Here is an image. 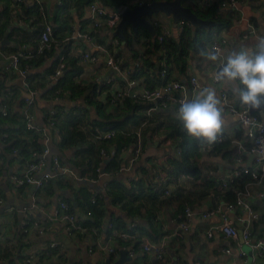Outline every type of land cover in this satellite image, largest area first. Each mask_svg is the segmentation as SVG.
<instances>
[{"label":"crops","instance_id":"0c3cea01","mask_svg":"<svg viewBox=\"0 0 264 264\" xmlns=\"http://www.w3.org/2000/svg\"><path fill=\"white\" fill-rule=\"evenodd\" d=\"M26 2V5H20L18 0H0V33L2 36L0 38L2 51L0 55V102L7 91L13 93L10 115L0 120V136L5 133L4 129H11L12 138L25 145L27 149L25 154L15 156L13 151L7 148V144L0 139V198L5 201L4 205L0 206V264H107L109 260L111 263H116L121 258V251L126 249L132 251L134 256L130 257L129 252L128 256L132 260L125 264H156L154 256L143 250V246L156 244L164 239L167 240L166 256L173 264H235V260L223 253L222 249H237L236 242L227 240L216 229L224 224L223 217L218 214L210 217L204 216L214 211L226 200L220 196H207L205 200L199 199L200 190L205 191L203 188L194 187L196 181L185 174L186 167L181 163L184 155L182 149L180 154L182 156L177 157L180 146L176 148L177 150L167 148L165 144L170 139L162 138L157 142H152L150 141L152 137H150L146 154L130 166L128 160L131 155L128 154L126 147L121 146L119 142L113 145H101L97 141L98 132L103 130L94 129V121L98 119V114L95 105L90 106L86 99L89 91L87 90L84 96L79 91L72 94L70 86L75 83L80 87L88 88L91 84H102L112 80L108 84V90L103 91L97 98L98 102L106 108H103L104 111L109 112L114 109H111L108 98L123 82L113 70L105 66L102 55L98 63L81 61V56L86 51L99 53L95 43L84 39L65 42V38L73 27L80 26L88 30L91 25L88 4L85 0H42L39 6L33 5L31 0H26ZM190 2L194 10L200 12L209 13L217 9L230 20L231 24L219 30V23L216 20L207 19L214 24L208 28H198L188 22L175 23L172 18L162 14L154 15L152 20H156L159 26L156 27L154 36L149 33L151 37L156 38L161 33L162 26H166L172 32L167 38V43L172 42L178 45L179 53H183L181 59L177 58V53H173L172 63L168 64L165 50H161L155 61L166 59L168 69L171 70L168 79L179 81L185 86L187 100L192 99L201 91V89L192 88L191 79L195 77L202 87L213 88L219 99L222 94H227L229 103L236 108H241L232 86L215 82L214 72L219 70V65L206 60L204 53L212 49L215 42L221 40H226V43L222 44V49L218 54L224 56L243 47H254L257 37L264 36V0H242L240 12L229 10L225 12L221 8L223 0H190ZM101 3L105 6L103 2ZM49 23L60 28L58 38L64 43L61 42L60 46L56 44L51 53L34 62V68L27 81L19 75L7 72L9 58L18 52L22 45L36 44L42 28ZM183 24L185 27L181 30ZM128 30L133 33L131 29ZM5 37H8V44L3 46ZM97 40L112 54L113 51L119 50L111 46L110 37L104 32L97 35ZM141 42L142 44H138L137 49L144 52L142 45L145 39L142 38ZM121 47L127 54L126 43H123ZM63 56L67 62L65 76L55 81L48 80L47 75L54 74L58 61ZM73 62L76 66H73ZM79 69L81 75L71 81L69 78L72 75L69 74L71 72L75 74V70ZM155 71L156 69H150L146 76L138 80L139 89L146 87L153 90L162 86L163 83L159 75L158 78L156 77ZM26 83L39 93L33 108L36 125L47 127L49 117L53 112L55 113V130L49 129L51 154L59 156L76 175L82 178L81 180L73 178L57 180L43 191H36L31 186L17 188L13 184L11 177L22 167L20 160L29 158L31 149H40L44 146L38 135L35 137L24 129L23 99L27 91ZM126 100L119 105L120 109L121 107L126 109V116L116 122L122 123L127 117L133 115L132 110L126 106ZM221 106L226 119L223 134L227 137L226 142L230 144L229 148L234 149V154L226 158L222 154L214 157L209 154L214 150H204V145L201 144L199 164L205 174L216 178L217 183L225 191L229 186H238L243 188H239L237 194L239 191L249 193L246 200L260 216V220L253 225L252 229L253 239L257 240L264 237V202L259 198L263 186L252 182L247 176H237V173L243 169L255 167L254 156L249 151L252 143L245 138V128L241 126L239 119L228 113L222 101ZM178 108L174 106L158 110L150 108L147 112L135 115H153L151 125L156 128L155 132L167 127V131L170 130L168 136L172 131L170 138L177 140L180 145L186 134L181 131V122L177 116ZM249 111L251 112V109ZM252 114L264 122V107L254 109ZM137 120L139 119L137 118L136 122L131 120L122 125L119 131L121 130L124 136L128 135V130L133 127L131 122L136 124ZM57 130L61 138L57 136ZM155 132H150L153 138H155ZM63 138L66 142H63ZM239 141L245 145L247 151L239 148L237 144ZM102 147L115 152L117 156L114 159V165L111 163L113 160L111 158L101 166ZM135 147L136 145L132 151ZM162 147L166 148L162 149ZM109 164L111 167L107 172L106 166ZM100 166L108 174L101 179V188L90 181V178L95 177L96 170ZM82 167L83 170H81ZM157 170L164 176L160 183L155 174ZM224 182L227 183L226 187L223 185ZM164 190V197L180 194L183 195L184 200L192 199L193 202L188 207L195 215L188 232L184 234L178 232L180 215L177 199L175 201L178 204H161L158 200L151 198V192L160 194ZM103 192H105V197L98 200L97 205H92V196L97 193L102 195ZM60 199L69 202L74 213L79 216L82 224L79 232L69 237L65 225L57 222L51 225L44 236L37 234L34 229L29 234L23 233L21 223L26 217L24 207H28L38 221L46 222L47 217L53 214L58 207ZM113 199H116L115 203ZM89 212H92L91 216L88 215ZM226 215L228 219H233L237 216L246 217L247 213L238 209L236 212H227ZM134 223L138 226L136 231L132 232L131 224ZM109 224H113L118 232L130 233L131 239L128 241L111 240ZM244 227L245 225H239L238 228L242 230ZM210 229H214L213 237L207 234ZM54 242L59 243V247L51 249L50 245ZM111 247L115 250L114 253H109L108 249ZM90 249L94 252L90 253ZM248 251L250 252L249 249ZM254 261L257 264H264V257L250 256L246 263L240 260L238 264H252Z\"/></svg>","mask_w":264,"mask_h":264},{"label":"built area","instance_id":"2783aa9c","mask_svg":"<svg viewBox=\"0 0 264 264\" xmlns=\"http://www.w3.org/2000/svg\"><path fill=\"white\" fill-rule=\"evenodd\" d=\"M19 4L26 5V0H18ZM151 0H133L131 4L119 7L117 9H109L102 5L99 0H93L88 5V12L91 17V25L88 30L85 28L73 27L69 31V35L65 38V42L76 39H84L91 43H95L96 48L99 53L94 54L86 51L81 56V61L85 63H98L101 59V55L104 58L105 66L110 68L115 72L120 79H122L123 84L115 89L110 97L108 98V103L110 107H118L125 99H131L134 101H140L147 104H154L155 106L151 110L158 109H168L170 106L179 107L184 101H187L186 88L179 81H174L168 79L169 69L166 59L160 60L158 75L162 81V86L157 89L150 90L149 88L143 87L139 89V82L137 79L132 78L134 71L132 68H124L119 59L115 57L107 48L102 45L97 40V35L104 32L108 37H110V44L114 48L122 49L123 44L121 40L115 36V33L123 19V13L126 9L132 7H139L146 3H151ZM33 5L39 6L42 0H31ZM242 0H223L221 3V8L226 12H240L242 7ZM153 26H159L156 20H151ZM185 23V21H183ZM182 23V22H181ZM185 25L181 26V30H184ZM171 30L162 26L161 33L157 36V40L160 44H164L167 38L171 36ZM64 41L58 38V32L55 25L49 23L45 24L39 34V40L36 44H24L20 47L18 52L9 58V64L6 67V71L13 75H19L21 78L27 81L30 76L31 71L34 68V62L37 59L43 58L51 53L54 46ZM226 40L217 41L212 45V49L219 53L222 49V44H225ZM124 50V49H122ZM0 55L2 51L0 49ZM67 69L66 58L63 56L59 59L58 64L55 68L53 75H47L48 80H57L65 76V71ZM112 80H108L103 83L106 87L110 84ZM216 83H219L215 80ZM192 88L202 89L197 78L191 79ZM26 96L23 99V122L25 126V131L32 133L33 136H39L44 146L40 149H31L30 157L27 159H21V168L14 174L11 179L13 184L17 188H22L26 186L34 187L36 191H43L50 184L57 180H63L66 178H73L74 180H81L82 178L67 165L65 164L59 156H54L51 154L49 143L51 137L49 135V129L55 130V113L53 112L48 119L47 127H39L35 122V115L33 114V108L36 104L38 98V91L32 88L28 83H26ZM181 93V95L179 94ZM59 94V92H58ZM13 98V93L7 91L3 100L0 102V112L2 117L7 118L10 115L11 110V100ZM220 100L225 104L228 113L239 119L242 127L245 128V138L252 144L250 146V153L254 156L255 167L245 168L241 172L237 173V176H247L252 182L262 185L263 190L259 193V198L264 202V122L256 115L252 114L248 108L241 107L236 108L232 106L228 101V95L222 94ZM121 132L117 129H110L108 131H99L96 138L99 144L107 145L115 141ZM57 136L61 138L59 131L57 130ZM129 136V134L127 135ZM138 145L132 151V155L128 160L130 166H133L136 161L142 157L143 151L140 145L141 135L138 134ZM11 136L9 133H3L0 139L4 143H8ZM227 141V137L222 134L216 143L211 146L206 145L207 149L204 150H214L216 146L222 145ZM239 148L242 151H247L245 145L242 142H237ZM181 154V150H178ZM13 154L19 156L18 148L13 149ZM115 157L114 151H108L105 147L101 148L100 152V163L101 166L104 165L105 161H109L111 158ZM98 167L95 173V177L90 178V181L97 187H100L101 179L108 175L102 167ZM84 168L82 167L81 170ZM158 183L164 178L163 173L160 171H155ZM159 185V184H158ZM223 185L226 187L227 183L224 182ZM101 188V187H100ZM169 194V193H167ZM105 197V192L100 194H94L91 199L92 205H97L98 200ZM249 193L246 191H239L235 200L224 201L221 203L214 211L205 214L204 216L221 215L224 219V224L218 229L227 240H233L237 244V249L224 248L222 252L230 256L235 260V264H238L240 260L246 261L252 255L255 257H264V237L257 240L253 239V225L260 220V216L256 213L247 202ZM4 199L0 198V206L4 205ZM243 210L247 213L246 217L237 216L233 219H228L227 212H236L237 210ZM23 211L26 213V217L21 223V229L24 234H29L31 230H36L37 234L40 236L46 235L53 223L61 222L66 227V233L69 237L74 236L77 232L82 229V224L80 218L71 208L69 202L65 199H60L58 207L53 214L47 217L46 222L38 221L33 213L24 207ZM89 216L92 212L88 213ZM194 212L191 208H187L185 211V219L178 222V232L179 234H184L188 232L191 228L192 221L194 219ZM239 225H245V227L240 230ZM137 224H131V231L135 232L137 229ZM108 229L111 231V240H121L128 241L131 239L132 235L130 233L118 232L114 229L113 224H109ZM214 229L208 231V236L213 237ZM240 238L242 240L240 241ZM1 239V233H0ZM166 244L167 240L156 243V244H146L143 246V250L151 254L155 258V263L161 264H173L172 261L168 260L166 256ZM59 247V243L54 242L50 245V248ZM250 250V252L248 251ZM109 253H114V249L111 247L108 249ZM90 253L94 250L90 249ZM130 252V251H129ZM132 252V251H131ZM130 252V257L134 254ZM30 262V260L28 261ZM252 264H257L254 261Z\"/></svg>","mask_w":264,"mask_h":264},{"label":"trees","instance_id":"16d2710c","mask_svg":"<svg viewBox=\"0 0 264 264\" xmlns=\"http://www.w3.org/2000/svg\"><path fill=\"white\" fill-rule=\"evenodd\" d=\"M93 0H85L86 4H90ZM131 0H101L105 6H108L110 8H116V7H121V6H127L129 5L128 3ZM153 1V0H152ZM154 1H168V0H154ZM173 1V0H170ZM183 6L188 7L192 9L197 15L204 19H214L219 23V30L224 29L228 27L231 23L230 20H228L223 13L218 12L217 9L214 10L213 12L209 13H204L200 12L198 10H194L192 3L190 0H181ZM211 13V14H210ZM60 28H56L57 32L59 31ZM185 32V31H184ZM126 35V50L127 54L125 53L124 50L119 49L117 52L113 51V54L117 59H119L122 62V66L125 67H130L133 69L134 74L132 78L134 79H141L143 76H146V74L150 71V69H156V77L158 78V64L160 63L159 61H155L156 57L158 56V52L161 50H165V55L168 60V64H171V57L173 56V53H177L178 59H181L183 56V53H179L180 47L174 43H167V40L165 41L164 44H160L157 40V37H151L149 32L147 30H141L138 34L131 33L129 30L125 31ZM1 33H0V38H1ZM142 38L145 39L144 44L142 47L144 48V52L139 51L138 44H142L141 40ZM132 62V63H131ZM180 65V64H178ZM73 66H76L73 62ZM74 72V71H73ZM169 73L171 75V70L169 69ZM72 75L69 79L73 81L74 78H77L78 76L81 75V70H75V74L72 72L69 74ZM68 75V76H69ZM70 92L73 94L76 91H79L82 96H84V93L88 90L89 94L86 96V99L90 103L89 105H95L97 106V114H98V119L94 121V129L99 128L100 130L103 131H108L110 130V126L108 121L106 122V119L103 114L104 112V107L103 104L98 102L97 98L102 94L103 91L108 90V87L105 86V84H98L94 83L91 84L88 88L85 87H80L79 85L72 83L70 86ZM126 106L132 110L133 115L129 116L126 118L125 121L121 122H116L112 123L113 124V129H120L122 125H125L129 121L133 120L136 122V119L138 118L137 113L141 112H147L150 108H153L155 105L154 104H147L143 103L140 101H134L131 99H127L125 101ZM2 119V115L0 112V120ZM142 120V119H141ZM25 127V126H24ZM25 129V128H24ZM5 133H9L11 138L7 143V148L13 151L14 148H18L19 155H23L27 152L26 146L17 142L13 136L11 135V129H4ZM179 134V133H178ZM123 137V136H121ZM14 139V140H13ZM66 140V139H65ZM63 138V142L65 141ZM66 142V141H65ZM127 143V141H125ZM181 149L184 152L183 159H182V164L185 165L186 169L185 174L188 176L192 177L195 181L196 184L194 187L197 188H203L205 192L200 190L199 193V199L205 200L207 196H213V197H222L226 201H232L235 200L237 197V191L239 188L243 187H238V186H229L228 190L225 191L220 187V184L217 183V179L214 177L209 176L208 174H205V171H203L202 167L199 164L198 158L201 157V143L199 141L195 140H189L187 136H184V140L180 143L179 145ZM21 147V148H20ZM230 144L225 142L219 147H216L214 151L210 152L209 154L213 155L214 157L222 154L224 157H231L234 154V149L229 148ZM22 149V150H20ZM121 150V148H120ZM230 150V151H229ZM229 151V152H227ZM113 157V160L111 163L114 162V159L116 158ZM198 156V157H196ZM114 165V163H113ZM107 169L106 171L108 172L111 164L109 166H106ZM178 173V171H176ZM181 174V173H180ZM179 175V174H178ZM142 185V183H141ZM143 186V185H142ZM142 186H139L140 188ZM231 187V188H230ZM165 190L162 193H153L151 192V198L158 200L161 204H168L170 203L171 200H178L179 202V209H178V214L180 215V219L184 220L185 219V211L188 206H191L192 204V199H183V195L177 194L175 195V198L172 197H164ZM113 202H116V199H113Z\"/></svg>","mask_w":264,"mask_h":264},{"label":"clouds","instance_id":"9594fccd","mask_svg":"<svg viewBox=\"0 0 264 264\" xmlns=\"http://www.w3.org/2000/svg\"><path fill=\"white\" fill-rule=\"evenodd\" d=\"M205 59L218 63L214 79L232 86L242 107H264V36L257 37L254 47H243L228 55L218 54L213 49L204 53ZM177 116L181 131L189 140L211 146L224 133L226 119L221 101L213 88H202L200 93L180 104Z\"/></svg>","mask_w":264,"mask_h":264},{"label":"water","instance_id":"95a60500","mask_svg":"<svg viewBox=\"0 0 264 264\" xmlns=\"http://www.w3.org/2000/svg\"><path fill=\"white\" fill-rule=\"evenodd\" d=\"M161 14L172 18L175 23L185 21L198 28H208L214 24L212 21L200 18L192 9L183 6L181 0L152 1L151 3H146L133 9H126L115 36H117L124 44L126 43L125 31L128 29H131L134 34H138L141 29L147 30L152 36H154L155 27L151 20L154 15L159 16ZM2 44L3 46L8 44V37H5ZM252 111H254V109H251V113ZM128 255V249L122 250L119 261L111 263L109 260L107 264H125L132 260Z\"/></svg>","mask_w":264,"mask_h":264},{"label":"rangeland","instance_id":"374dc122","mask_svg":"<svg viewBox=\"0 0 264 264\" xmlns=\"http://www.w3.org/2000/svg\"><path fill=\"white\" fill-rule=\"evenodd\" d=\"M96 108H97V106H95V109ZM111 109H114V110L109 111V112H105L104 111L103 114L105 115L104 116L105 118H109L108 119V123H111V124H109L110 129H113L114 126H113L112 123H116V121H118V120L120 121L122 118H124L126 116V109L125 108H122V107L120 109V106L119 107H111ZM152 117H153V115H151V116H147V115H145V116H143V115L141 116L140 115L139 116L138 115V119L139 120H137V123L134 124L133 122H131V124L133 125V127H130V129L128 130L129 131L128 132L129 136H127V135L124 136V134H122V132L120 130V132L122 134V135L121 134L120 135L123 136V137L119 136L115 141H113L109 145H113V144L119 142L121 146L127 148L128 154L129 155H132V153H131L132 148L135 145H137V143L139 141L137 135L140 134L141 135V137H140L141 138L140 145H141L143 154H146L147 147H148L147 146V142H148V140H149L150 137H152V138H150V141H152V142H157L159 139H162V138L165 139V140L170 139L168 141V143L165 144L166 147L167 148L171 147L172 149L178 148L179 147L178 141L175 140V139H173V138H170V133L172 131L169 132V136H168V131H170V130L167 131V129H168L167 127H163V129L158 130L157 132H155L156 131V128L151 125V123L153 122L152 121ZM172 129H173V127H172ZM150 132H152V133L155 132V134H154L155 138H153V135H150ZM125 141H128V142L125 143ZM166 147H162V149H164ZM203 149H207L205 145L203 146ZM180 150H181V147L179 148V151ZM175 155H176V151H175ZM179 156H182V155H180L178 153V156L177 157H179ZM175 159H176V157L173 158V162H174ZM181 159H178V160L181 161ZM171 197L172 198H175V196H173V195H171ZM170 203H173V204L176 203V204H178V202L175 201V200H171Z\"/></svg>","mask_w":264,"mask_h":264}]
</instances>
